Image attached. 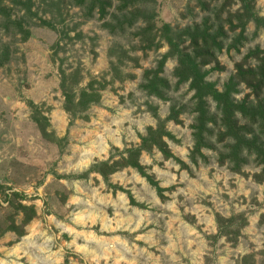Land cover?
<instances>
[{"label": "rangeland", "instance_id": "obj_1", "mask_svg": "<svg viewBox=\"0 0 264 264\" xmlns=\"http://www.w3.org/2000/svg\"><path fill=\"white\" fill-rule=\"evenodd\" d=\"M78 2L0 0V264H264V179L253 178L262 165L245 151L240 173L220 164L232 140L219 139L222 117L211 97L204 107L215 124L204 158H193L195 92L190 81L177 86L178 58L162 35L168 26L179 50L191 53L184 31L222 29L216 62L201 72L223 93L236 65L264 50V29L250 22L229 31L227 16L243 12L241 0H125L122 13V0H111L105 17L92 0ZM251 5L264 19V0ZM134 9L154 13L157 49L145 50L137 36L142 19L128 25ZM162 60L157 97L145 89L146 74ZM90 85L97 104L83 112L67 103ZM232 94L235 105L252 102L243 85ZM235 119L246 123L237 111ZM158 128L180 163L156 149L139 163L161 196L135 169L106 180L93 170L119 163ZM253 136L264 147L260 126L246 140ZM217 215L234 218L237 230L244 224L238 236L222 237Z\"/></svg>", "mask_w": 264, "mask_h": 264}, {"label": "trees", "instance_id": "obj_2", "mask_svg": "<svg viewBox=\"0 0 264 264\" xmlns=\"http://www.w3.org/2000/svg\"><path fill=\"white\" fill-rule=\"evenodd\" d=\"M119 9V12H123L129 6V3L124 2ZM253 0H241L243 12L239 16L229 14V31H235L237 28L244 29L247 23H255L257 28L264 29V19L258 18L252 11ZM86 0H79L78 5H83ZM91 8L98 9L100 17H105L107 11L112 7L111 0H92ZM131 21L128 25L131 27L138 19H142L145 26L141 28L137 36L141 39L144 44L145 50H150L152 47L157 49L158 44H154L156 40L155 27L153 24L154 13L148 12L147 10H133L128 14ZM140 16V17H139ZM126 18L127 16H123ZM146 17V18H144ZM237 20V25H234L233 21ZM123 27V26H122ZM168 32L170 29L168 26H164L163 37L166 38L169 47L173 50L172 54L178 58L177 69L175 76L178 79L177 86L187 83L190 81V88L195 92V99L197 105L195 111L197 112L196 124L194 126L193 141L194 149L192 151L193 158L199 156L204 158L202 155V149L206 146L207 136L211 135L209 123L212 122V118L208 117L207 111L205 110V98L211 97L217 104V110L222 117L221 127L224 132L219 133L220 141L231 139L228 153L220 157V164L229 162L233 165L234 171L240 173L242 165L244 164L243 153L254 155L256 159L262 165V171L259 174L253 175V178L257 182H261L264 179V147L259 145L258 138L253 136L251 141L246 140L250 133L251 127L260 126L264 130V50L256 49L251 51L248 55L236 65L235 73L230 80V89L227 92L218 93L214 90L212 85L203 82L204 74L201 72V68L210 62H216L215 52L220 50V39L225 38V33L222 29H218V32L212 34L207 23L204 24L202 29L193 30L191 32L184 31V35L189 40V49L191 53H185L179 50V43L176 41L179 38L178 35L172 36ZM169 34V35H168ZM249 59L257 61L258 66L256 69L251 68L247 65ZM164 64V60L159 63L157 71L149 72L146 74V79L149 84L145 87L151 94L161 97L162 90L159 88L162 84L161 79L158 78V74L161 72ZM240 85L245 86L250 91L248 97H253L251 104L249 102H241L240 104H234L231 100L233 91ZM247 97V98H248ZM73 96L68 97L67 103L73 105L76 110L85 112L91 104H97L100 100V95L96 93L92 85L89 90L81 91L78 101L75 103ZM69 110V109H67ZM239 112L241 117L246 120L244 125H239L235 119V112ZM167 136L160 128L150 129L147 136L141 140V144L138 147L130 148L124 151L125 156L122 157L119 163L114 166H110L108 163H102L93 170L97 171L101 176L107 179V173L112 174L120 168H132L135 169L141 176L147 179L149 184L153 186L158 195L163 194V190L153 180V178L144 172L143 167L140 165L139 160L143 152H150L153 149L158 150L163 159L168 161L170 159L180 163L169 151L167 144L163 138ZM185 166V164H182ZM101 168H103L101 170ZM97 169V170H96ZM109 187L113 190H120L116 186L109 184ZM135 205L134 201L131 202ZM236 220L232 217L224 218L220 215L216 216V224L218 233L222 237H229L231 234L238 236L240 228L244 226H238V230L235 229ZM245 223V221L243 222ZM233 228V229H232ZM231 229L233 232H231ZM242 264H252L243 259Z\"/></svg>", "mask_w": 264, "mask_h": 264}, {"label": "bare ground", "instance_id": "obj_3", "mask_svg": "<svg viewBox=\"0 0 264 264\" xmlns=\"http://www.w3.org/2000/svg\"><path fill=\"white\" fill-rule=\"evenodd\" d=\"M19 251V250H18Z\"/></svg>", "mask_w": 264, "mask_h": 264}]
</instances>
